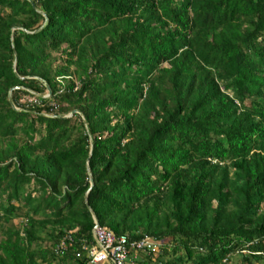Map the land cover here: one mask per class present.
Returning <instances> with one entry per match:
<instances>
[{"label":"trees","instance_id":"trees-1","mask_svg":"<svg viewBox=\"0 0 264 264\" xmlns=\"http://www.w3.org/2000/svg\"><path fill=\"white\" fill-rule=\"evenodd\" d=\"M94 220L264 264V0H0V264H86Z\"/></svg>","mask_w":264,"mask_h":264},{"label":"built area","instance_id":"built-area-1","mask_svg":"<svg viewBox=\"0 0 264 264\" xmlns=\"http://www.w3.org/2000/svg\"><path fill=\"white\" fill-rule=\"evenodd\" d=\"M91 236L94 243L82 248L87 252L86 264H134L133 259L137 251L155 250L154 241L148 237L139 240H132L124 235L115 237L97 224L93 225ZM63 247H66L63 240H59L55 245L58 251Z\"/></svg>","mask_w":264,"mask_h":264},{"label":"water","instance_id":"water-1","mask_svg":"<svg viewBox=\"0 0 264 264\" xmlns=\"http://www.w3.org/2000/svg\"><path fill=\"white\" fill-rule=\"evenodd\" d=\"M47 90H48V88H47ZM75 110H72V111H70V113L68 114V115H70L71 113H73ZM87 159H88V156L86 157V161H87ZM88 180H89V187H90V185H91V177H90V175H88ZM88 187V188H89ZM94 225H96V221L94 220Z\"/></svg>","mask_w":264,"mask_h":264},{"label":"rangeland","instance_id":"rangeland-1","mask_svg":"<svg viewBox=\"0 0 264 264\" xmlns=\"http://www.w3.org/2000/svg\"><path fill=\"white\" fill-rule=\"evenodd\" d=\"M22 100H27V101H29V100H31L30 98H25V97H23V98H21ZM21 101V100H20Z\"/></svg>","mask_w":264,"mask_h":264},{"label":"clouds","instance_id":"clouds-1","mask_svg":"<svg viewBox=\"0 0 264 264\" xmlns=\"http://www.w3.org/2000/svg\"><path fill=\"white\" fill-rule=\"evenodd\" d=\"M155 250H156V249H155ZM155 250H154V251H155ZM150 252H151V251H150Z\"/></svg>","mask_w":264,"mask_h":264}]
</instances>
